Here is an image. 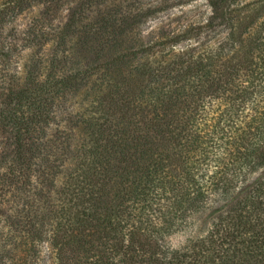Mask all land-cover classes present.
Segmentation results:
<instances>
[{"label": "trees", "instance_id": "trees-1", "mask_svg": "<svg viewBox=\"0 0 264 264\" xmlns=\"http://www.w3.org/2000/svg\"><path fill=\"white\" fill-rule=\"evenodd\" d=\"M64 1H37L0 93V230L30 264H264V0L150 43L175 0Z\"/></svg>", "mask_w": 264, "mask_h": 264}, {"label": "rangeland", "instance_id": "rangeland-1", "mask_svg": "<svg viewBox=\"0 0 264 264\" xmlns=\"http://www.w3.org/2000/svg\"><path fill=\"white\" fill-rule=\"evenodd\" d=\"M38 0H25L24 11L19 12L18 2L19 0H0V12H5L9 9V13L6 16L8 20L2 29H0V93L2 88L5 87L7 80L13 78L14 75H20L23 67L29 61L30 58H37L34 54V50L31 48L21 49L17 45V39H19V44L23 38H25V32L33 18L39 12V7L37 6ZM70 0H65L67 2ZM242 3L238 5L240 9L245 3L251 2L253 0H241ZM175 2L174 5H170L163 9L161 15L156 20L149 21L145 28V38L146 42H154L158 38L159 30L163 29L168 32H180L185 28L190 26H195L198 24H204L210 15V8L207 0H175L170 1ZM29 4H32L30 6ZM170 3H168L169 6ZM18 13L17 17L11 19L12 16ZM66 14V7L64 6L60 10V18ZM9 19L11 21L9 22ZM21 32H24L21 35ZM213 42V36L207 35L201 36L196 41H193L192 44L203 43L205 40ZM216 38H214L215 40ZM185 42L180 44V47H185ZM48 47L40 50L42 54H47ZM34 55V56H33ZM88 107V98L84 93L76 95H68L62 103H60L59 110L68 109V110H82ZM57 109V111H59ZM189 236V231L187 229L177 232L173 235L168 243L172 248H180L186 241ZM12 242H15L17 245L14 247ZM22 240L16 236V239L11 241L8 236L5 235V231L0 230V264H30L29 258L32 255L29 246H24L21 243ZM12 247L14 249H12ZM40 249V261L38 264H51L48 250H46V245L42 244ZM10 251V252H8ZM24 251H27L26 258L24 261L23 256Z\"/></svg>", "mask_w": 264, "mask_h": 264}]
</instances>
